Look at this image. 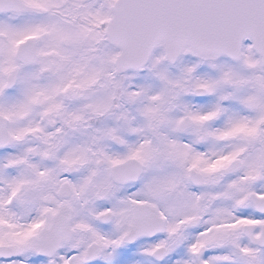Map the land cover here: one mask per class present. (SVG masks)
Returning a JSON list of instances; mask_svg holds the SVG:
<instances>
[{
  "label": "snow or ice",
  "instance_id": "obj_1",
  "mask_svg": "<svg viewBox=\"0 0 264 264\" xmlns=\"http://www.w3.org/2000/svg\"><path fill=\"white\" fill-rule=\"evenodd\" d=\"M0 264H264V0H0Z\"/></svg>",
  "mask_w": 264,
  "mask_h": 264
}]
</instances>
